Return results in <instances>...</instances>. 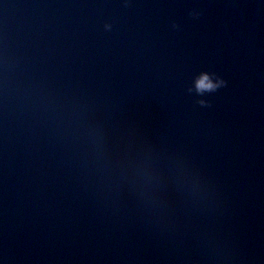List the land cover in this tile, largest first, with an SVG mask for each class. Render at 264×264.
I'll list each match as a JSON object with an SVG mask.
<instances>
[{"label":"water","instance_id":"1","mask_svg":"<svg viewBox=\"0 0 264 264\" xmlns=\"http://www.w3.org/2000/svg\"><path fill=\"white\" fill-rule=\"evenodd\" d=\"M0 264H264V0H0Z\"/></svg>","mask_w":264,"mask_h":264},{"label":"clouds","instance_id":"2","mask_svg":"<svg viewBox=\"0 0 264 264\" xmlns=\"http://www.w3.org/2000/svg\"><path fill=\"white\" fill-rule=\"evenodd\" d=\"M219 85H216V87H218ZM206 87H213V86H211V85H206Z\"/></svg>","mask_w":264,"mask_h":264}]
</instances>
